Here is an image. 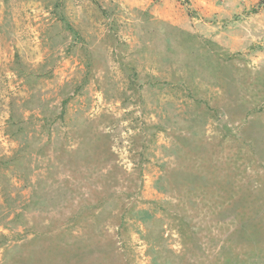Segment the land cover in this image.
<instances>
[{"label": "rangeland", "instance_id": "374dc122", "mask_svg": "<svg viewBox=\"0 0 264 264\" xmlns=\"http://www.w3.org/2000/svg\"><path fill=\"white\" fill-rule=\"evenodd\" d=\"M257 256L264 0H0V264Z\"/></svg>", "mask_w": 264, "mask_h": 264}, {"label": "trees", "instance_id": "16d2710c", "mask_svg": "<svg viewBox=\"0 0 264 264\" xmlns=\"http://www.w3.org/2000/svg\"><path fill=\"white\" fill-rule=\"evenodd\" d=\"M252 256L254 257V255H252ZM260 257H262V256H257V257H256L257 259H254V260H252V261H250V262H248V263L245 262V264H257V260H258ZM232 262H233L234 264H243L242 259H241V261H240L239 263H238V261H233V260H232ZM262 264H264V263H262Z\"/></svg>", "mask_w": 264, "mask_h": 264}]
</instances>
